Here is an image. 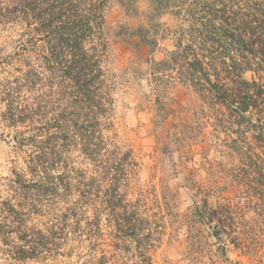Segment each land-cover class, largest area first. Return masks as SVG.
<instances>
[{"label": "rangeland", "instance_id": "1", "mask_svg": "<svg viewBox=\"0 0 264 264\" xmlns=\"http://www.w3.org/2000/svg\"><path fill=\"white\" fill-rule=\"evenodd\" d=\"M21 1L0 0V208L29 199L33 231L53 236L62 225L72 238L80 225L87 239L117 238L129 264L144 249L153 264H264V0H103L104 70L114 99L104 132L132 152L122 193L149 235L129 239L111 216L93 218L95 210L70 228L67 199L22 185L34 178L28 163L40 160L17 148L15 136L30 126L19 118L32 110L41 122L46 107L53 115L55 76L39 51L21 48L35 22ZM223 7L227 13L218 11ZM223 20L244 36L245 49L219 30ZM209 47L212 55L202 51ZM194 49L213 64L211 93L189 70ZM77 150L72 162L91 175L93 164ZM0 230V264H53L16 260L25 231L2 210Z\"/></svg>", "mask_w": 264, "mask_h": 264}, {"label": "trees", "instance_id": "2", "mask_svg": "<svg viewBox=\"0 0 264 264\" xmlns=\"http://www.w3.org/2000/svg\"><path fill=\"white\" fill-rule=\"evenodd\" d=\"M21 6L35 21L31 28H27L21 48L25 52L39 51L46 68L55 76L53 115H48L46 107L39 115L41 122L34 120L32 110L19 118V123H30V126L15 136L17 148L24 156L40 160L28 163V175L34 178H22L23 187L31 189V192L33 189L45 192L47 197L53 195L67 199L66 211L73 220L70 228L80 224L83 217L89 220L87 210H95L97 213L93 218L99 220L103 215L111 216L115 229L127 233V239L133 235L147 238L149 235L143 231L141 220H137L141 226L135 223V215H138L134 205L131 207L130 201L122 193V186H125L132 172L127 159L131 158L132 152H124L104 132L109 131L108 127L111 126L109 116L114 106L104 70L108 52L104 35V1L22 0ZM167 10L162 5L160 11ZM218 11L227 13L228 9L223 7ZM224 21V25H218L219 30L223 28L227 37L242 43L245 49L244 36L236 35L235 30L225 26ZM202 51L212 55L211 47L203 48ZM192 52L194 61L190 62L189 70L198 75L200 84L207 83L206 92L211 93L212 88L217 87L211 79L210 67L213 64L200 50L194 49ZM78 147L94 166L91 175L76 168L72 162L70 153L78 151ZM67 154L70 157L66 159ZM93 196L102 198L98 202L92 200ZM28 201L18 206L8 203L7 209L0 208V212L7 213V219H19L25 231L23 243L18 247L20 257L16 260L37 263L51 260L53 264H64L65 260L60 259L85 257L79 263L129 264V259L125 262V258L120 255L117 238L112 239V244H107L101 233L87 239L82 235L80 225L73 228L72 238L63 236L62 225L56 228L53 236L33 231L26 214L30 207ZM129 214L134 216V220ZM148 245L152 243L146 247ZM63 249L67 251L61 252ZM138 249L142 251V248ZM134 257L135 260L139 258L136 264H153L145 249Z\"/></svg>", "mask_w": 264, "mask_h": 264}]
</instances>
